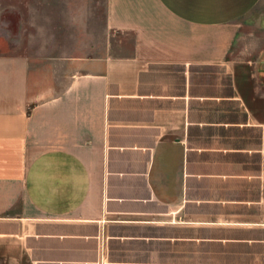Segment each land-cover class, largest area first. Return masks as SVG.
<instances>
[{
  "label": "crops",
  "instance_id": "obj_1",
  "mask_svg": "<svg viewBox=\"0 0 264 264\" xmlns=\"http://www.w3.org/2000/svg\"><path fill=\"white\" fill-rule=\"evenodd\" d=\"M23 25L0 4V264H264V0Z\"/></svg>",
  "mask_w": 264,
  "mask_h": 264
},
{
  "label": "rangeland",
  "instance_id": "obj_2",
  "mask_svg": "<svg viewBox=\"0 0 264 264\" xmlns=\"http://www.w3.org/2000/svg\"><path fill=\"white\" fill-rule=\"evenodd\" d=\"M18 9L26 33H36L42 48L54 52V24L62 32L82 34L90 28L92 43L103 33L105 0H0Z\"/></svg>",
  "mask_w": 264,
  "mask_h": 264
}]
</instances>
